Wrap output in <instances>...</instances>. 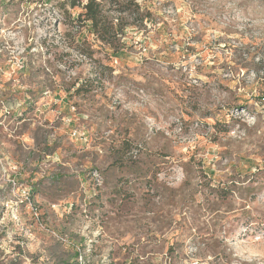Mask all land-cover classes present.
<instances>
[{"label": "rangeland", "instance_id": "obj_1", "mask_svg": "<svg viewBox=\"0 0 264 264\" xmlns=\"http://www.w3.org/2000/svg\"><path fill=\"white\" fill-rule=\"evenodd\" d=\"M138 4L0 0V264H264V0Z\"/></svg>", "mask_w": 264, "mask_h": 264}, {"label": "trees", "instance_id": "obj_2", "mask_svg": "<svg viewBox=\"0 0 264 264\" xmlns=\"http://www.w3.org/2000/svg\"><path fill=\"white\" fill-rule=\"evenodd\" d=\"M63 4L70 8L81 5L79 19L87 24L96 41L113 52L121 50L125 30L151 22V14L141 9L138 0H63ZM74 246L68 245L66 259L49 261L48 264H80L77 261L80 253Z\"/></svg>", "mask_w": 264, "mask_h": 264}]
</instances>
